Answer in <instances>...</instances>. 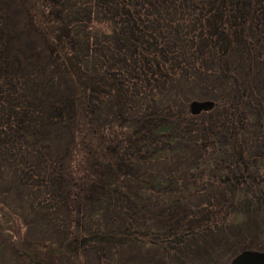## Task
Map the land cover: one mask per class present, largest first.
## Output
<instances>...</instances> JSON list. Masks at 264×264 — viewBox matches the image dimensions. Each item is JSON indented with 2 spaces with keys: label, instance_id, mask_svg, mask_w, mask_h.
<instances>
[{
  "label": "trees",
  "instance_id": "obj_1",
  "mask_svg": "<svg viewBox=\"0 0 264 264\" xmlns=\"http://www.w3.org/2000/svg\"><path fill=\"white\" fill-rule=\"evenodd\" d=\"M257 237L264 0H0V264H229Z\"/></svg>",
  "mask_w": 264,
  "mask_h": 264
},
{
  "label": "water",
  "instance_id": "obj_2",
  "mask_svg": "<svg viewBox=\"0 0 264 264\" xmlns=\"http://www.w3.org/2000/svg\"><path fill=\"white\" fill-rule=\"evenodd\" d=\"M213 107L214 104L209 101H193L189 104V113L195 117L212 110ZM230 264H264V253L244 251L238 254Z\"/></svg>",
  "mask_w": 264,
  "mask_h": 264
},
{
  "label": "rangeland",
  "instance_id": "obj_3",
  "mask_svg": "<svg viewBox=\"0 0 264 264\" xmlns=\"http://www.w3.org/2000/svg\"><path fill=\"white\" fill-rule=\"evenodd\" d=\"M3 1L8 2V0H3ZM9 19L11 20L12 30H14L15 27L17 26V20L12 14L9 15ZM242 227H243V232L247 233V229H248L247 224H243ZM249 227L252 228L253 230V226H249ZM259 241H260V245L264 246V238L260 239L259 237H257L256 242L258 243ZM201 256L204 257L206 255L202 254ZM150 258H151V254L148 252H144L136 248H128V249H124L120 253L118 264H146ZM220 258H224V256L223 257L220 256Z\"/></svg>",
  "mask_w": 264,
  "mask_h": 264
}]
</instances>
